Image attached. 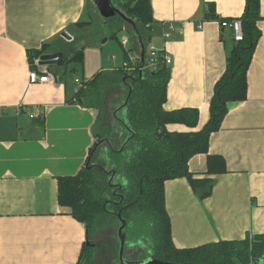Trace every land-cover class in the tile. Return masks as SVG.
I'll return each mask as SVG.
<instances>
[{"label":"crops","instance_id":"obj_1","mask_svg":"<svg viewBox=\"0 0 264 264\" xmlns=\"http://www.w3.org/2000/svg\"><path fill=\"white\" fill-rule=\"evenodd\" d=\"M206 4L220 18H238L245 0H150L149 43L172 61L163 108L199 113L196 128L173 124L166 126L169 132H197L207 123L214 86L225 71L231 34L214 21H204ZM97 14L92 0H0V264L81 260L86 229L59 206L57 179L75 176L85 166L99 113L76 101V85L66 76L30 84L29 72L40 75L46 68L38 65L39 58L32 68L27 52L50 48L62 33L92 23ZM260 15L261 36L247 71L246 99L227 104L219 130L210 136L208 154L188 162L196 179L209 177L207 155L223 158L226 171L210 176L212 189L203 199L185 178L164 183V207L176 248L264 235V0ZM169 23L175 30L163 39ZM124 33L131 51L138 52L133 35ZM101 39L106 42L97 41L93 50L107 66L86 71L88 80L120 69L124 61L120 41V52L108 58L101 46L111 38ZM78 80L82 85L84 79Z\"/></svg>","mask_w":264,"mask_h":264},{"label":"trees","instance_id":"obj_2","mask_svg":"<svg viewBox=\"0 0 264 264\" xmlns=\"http://www.w3.org/2000/svg\"><path fill=\"white\" fill-rule=\"evenodd\" d=\"M117 7L132 21H121L122 25L127 27L139 46L142 43L145 47L150 41L149 27L153 22L150 0H120ZM203 18L205 22L219 23L230 22L231 19L215 15L212 4L205 5ZM238 18L242 24L243 39L235 42L231 29H228L231 44L225 71L214 86L209 102V119L197 132L178 133L166 129L167 125L173 124L196 128L199 113L194 108L164 110L170 78V68L164 65H160L155 71L135 70L127 73L120 68L99 72L90 80L84 81L75 94L78 103L97 110L98 122L103 110L105 111V102L110 93L116 91V87L123 92L122 101L112 110L114 124L119 130L113 132L104 127L99 133L95 131V143L89 150L85 166L75 176L57 179L59 206L66 208L86 229L87 239L81 260L89 255L90 230L93 224L98 230L101 218L119 216L125 222L123 231L127 226L131 230V244H147L145 235L149 242L147 258L162 263H264V235L193 248H176L164 207L166 181L185 178L195 195L203 199L209 196L212 189L213 179L210 176L226 171L223 158L207 155L206 173L209 177L196 179L189 172L188 162L195 155L208 154L210 136L219 130L227 114V104L246 99L247 71L261 36L257 26L261 20L260 0H245L243 14ZM85 24L90 23L78 25L84 27ZM68 33L73 37L71 42L60 38L50 48L43 45L39 50L28 51L31 67L34 68V60L43 54L62 52L63 66L52 68L58 80H61L66 76L67 64L82 65L80 36L71 29ZM111 38L119 42L116 34H112ZM71 71L75 69L72 68ZM116 136H119L120 145L115 147L112 138ZM101 226L103 228L105 225ZM138 231L143 233V239L137 236ZM89 256L90 260L87 262L91 261V255Z\"/></svg>","mask_w":264,"mask_h":264},{"label":"rangeland","instance_id":"obj_3","mask_svg":"<svg viewBox=\"0 0 264 264\" xmlns=\"http://www.w3.org/2000/svg\"><path fill=\"white\" fill-rule=\"evenodd\" d=\"M99 17V14H97L96 18L92 17L91 21L93 22L90 23V25L88 24L89 27H78L77 30H73L74 32L80 34L79 46L83 48L84 51H87L86 55L83 53L84 59L82 65L72 63L66 65V79L68 81L73 82L75 79L80 78H83L84 81H87L89 77L84 74L86 71H91V68L107 66L106 60L104 58H99V53L93 50L95 43L97 41L103 40H100V36H110L111 38L112 34H116V37L121 39V37L125 34L123 31H121L123 26H120L122 25V19L119 16H115L114 18L108 20ZM68 34L70 36V40H64L66 42L73 41L72 35L70 33ZM96 47H99V45ZM120 48L121 47H119L117 40L111 38V40H109L105 45L101 46L103 57L107 56L110 58V56H113L115 52H120ZM85 61H87L86 65ZM100 62L102 63L101 66L99 65ZM117 64L118 62H116L114 65ZM72 68H74L75 71L72 72ZM116 88L117 90L110 93L111 95H109L105 102V111L103 110L101 114V120H99L96 125L97 133H99L104 127L109 128L113 132L117 129L119 130L118 126L114 124L112 110L118 105L117 99L122 96L123 93L121 88ZM112 142L115 147L120 145V140L117 136L112 138ZM101 224L105 226L102 228ZM99 225L100 228L98 230L94 224L90 230L91 241L90 245L88 246V253L91 255V261L87 262L90 260V256L88 255V257H83L80 264H114L118 261L117 252L119 248V240L117 236V230L120 227L119 219L116 216L101 218ZM123 232L126 235L123 258L128 261H141L147 259V248L149 247V242L146 236L144 235L147 244L144 242H141V244H131V230H129V226H127ZM142 235L143 233L141 231L137 232V236H139L140 239H143ZM131 238L133 237L131 236Z\"/></svg>","mask_w":264,"mask_h":264},{"label":"built area","instance_id":"obj_4","mask_svg":"<svg viewBox=\"0 0 264 264\" xmlns=\"http://www.w3.org/2000/svg\"><path fill=\"white\" fill-rule=\"evenodd\" d=\"M216 23L219 26H221L223 29L224 28L231 29L232 37L235 42H239L243 39L242 24L239 18H231L230 22L224 21L221 23L219 22ZM174 30H175L174 24L169 23L166 26V29L163 31V39L169 38L171 36V33L174 32ZM121 31L125 32L126 30L122 29ZM119 41L124 51V61L121 65V69L123 71L127 73H130L135 70H138L139 72L155 71L160 65H164L168 68L171 67L172 64L171 58L164 50H158L152 44L148 43L144 47V58L143 61H141L140 46L138 52L133 53V51H131L129 47V41H130L129 38H127L126 36H122L121 39H119ZM28 77L30 84L47 83L52 79L51 75L46 71V69L40 75L31 71L29 72ZM74 83L76 85L75 93H77V91L81 87V82L78 79H75ZM30 118H32V115H30Z\"/></svg>","mask_w":264,"mask_h":264},{"label":"water","instance_id":"obj_5","mask_svg":"<svg viewBox=\"0 0 264 264\" xmlns=\"http://www.w3.org/2000/svg\"><path fill=\"white\" fill-rule=\"evenodd\" d=\"M92 3L102 19L108 20L114 18L115 16H119L125 23H132L131 20H128L123 15V13H121V11L113 5V0H92ZM61 37L66 41L70 40V36L66 32L62 33ZM105 42L106 39H103L101 41L102 44ZM140 48H141V53H140L141 61H143L144 45L142 43H140ZM63 64H64V56L62 52L43 54L39 57L38 60V65L45 67L46 71L51 75V77L54 79L55 82L58 81V77L54 73L52 68L53 66L62 67ZM117 218L120 220L121 225L117 230V236L119 240V248L117 253L118 261L117 263L114 264H169V263L159 262L153 258H147L141 261H128L124 259L123 252L125 245V234L123 233V229L125 227V222L121 220L119 216H117ZM86 245H89V243H87Z\"/></svg>","mask_w":264,"mask_h":264},{"label":"flooded vegetation","instance_id":"obj_6","mask_svg":"<svg viewBox=\"0 0 264 264\" xmlns=\"http://www.w3.org/2000/svg\"><path fill=\"white\" fill-rule=\"evenodd\" d=\"M119 1H120V0H113V5H114L117 9H119V7H117Z\"/></svg>","mask_w":264,"mask_h":264}]
</instances>
